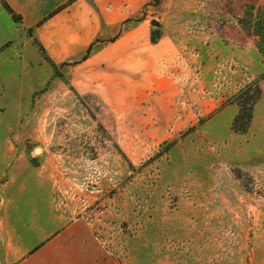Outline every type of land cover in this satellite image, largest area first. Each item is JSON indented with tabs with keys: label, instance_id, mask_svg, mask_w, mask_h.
Listing matches in <instances>:
<instances>
[{
	"label": "rangeland",
	"instance_id": "rangeland-1",
	"mask_svg": "<svg viewBox=\"0 0 264 264\" xmlns=\"http://www.w3.org/2000/svg\"><path fill=\"white\" fill-rule=\"evenodd\" d=\"M188 1L190 11L177 19L197 27L241 26L250 7L254 15L264 11V0ZM168 2L151 0L115 36L94 0L66 1L51 16L74 9L71 27L83 24L86 48L55 64L39 35L48 17L33 19L0 0V264H46L37 250L72 222L117 264H264L263 56L255 61L253 49L216 44L208 66L215 73L196 84L238 109L240 91L260 87L244 134L152 129L158 115L145 103L121 112L124 104L100 97L94 86L82 92L76 82L87 75L91 86L95 74L109 76V62L100 66L95 58L133 24L167 23L157 8ZM69 27L63 21L60 29Z\"/></svg>",
	"mask_w": 264,
	"mask_h": 264
},
{
	"label": "crops",
	"instance_id": "crops-1",
	"mask_svg": "<svg viewBox=\"0 0 264 264\" xmlns=\"http://www.w3.org/2000/svg\"><path fill=\"white\" fill-rule=\"evenodd\" d=\"M7 1L23 15L32 18L48 17V23L45 24L47 31L45 34L40 31L39 35L41 38L45 37V47L55 64L74 60L83 54L86 48L84 35L82 36L83 24L73 22L71 27L74 9L69 8L51 16L69 0ZM94 1V12L99 19L104 18L105 31L115 36L119 34L126 20L141 16L151 2V0ZM76 5L80 3H75L73 7ZM167 6L157 8L163 12V16L170 17L167 23L161 22L156 29L150 27L146 20L133 24L127 32L123 31L115 42L109 44L108 48L102 50L94 63L102 66L108 61L110 75L95 74L93 76L95 83L91 86L86 85V82L92 81L89 79L90 76L80 75L76 79V82H81L79 90L86 92L94 86L95 93L100 97L108 99L112 104L114 102L124 104H118L121 112L125 111L128 105H132L131 103H145L158 115L148 125L152 129L189 128L198 132L197 129L203 127L224 128L231 132L239 109L236 106L223 107L212 97L208 98L201 85L196 84L200 81L199 76L204 75L201 81L204 85L207 83L206 79L211 80L213 77L215 72L213 73V68L208 66L214 63L211 54L216 44L222 46L224 51L230 45H240L244 50L253 49L251 51L254 52L255 61L259 59L261 55L253 31L249 37L245 35L243 27L237 24L217 28L215 24L197 27L189 21L183 23L177 19V15L179 12L183 14L190 11L191 2L186 0L185 4L180 5L179 0H169ZM198 9H202V4ZM63 21L70 24L66 31L60 29ZM153 33L159 34L156 43L151 40ZM229 59L227 55L226 64L229 63ZM119 72L126 76H119ZM229 109L235 111L231 118L225 115ZM204 118L207 120L201 121ZM86 230L87 228L78 222L70 223L57 237L42 245L35 257L38 260L39 256H45L46 264H117L101 251L100 246H96L93 235L86 233ZM39 262L41 261L37 264Z\"/></svg>",
	"mask_w": 264,
	"mask_h": 264
},
{
	"label": "trees",
	"instance_id": "trees-1",
	"mask_svg": "<svg viewBox=\"0 0 264 264\" xmlns=\"http://www.w3.org/2000/svg\"><path fill=\"white\" fill-rule=\"evenodd\" d=\"M254 8L250 7L249 12L247 13V20H241L242 27H249L253 34L257 39V48L259 54L264 58V11L262 9H258V14L254 15ZM159 38L158 33H153L152 42L156 43ZM253 84H249L244 87L239 93V98H236V102L239 106V112L236 115L232 129L236 133L244 134L247 132L248 127L252 121L253 117V107L257 100L260 98L261 89L259 86L253 89ZM254 92L253 95L250 96V93ZM247 99L244 100V97ZM239 99V100H238Z\"/></svg>",
	"mask_w": 264,
	"mask_h": 264
},
{
	"label": "water",
	"instance_id": "water-1",
	"mask_svg": "<svg viewBox=\"0 0 264 264\" xmlns=\"http://www.w3.org/2000/svg\"><path fill=\"white\" fill-rule=\"evenodd\" d=\"M153 25H154V26H157V23L153 22Z\"/></svg>",
	"mask_w": 264,
	"mask_h": 264
}]
</instances>
